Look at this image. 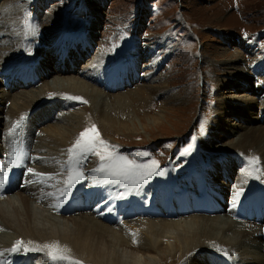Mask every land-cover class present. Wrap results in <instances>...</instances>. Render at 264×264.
I'll return each instance as SVG.
<instances>
[{"label": "bare ground", "instance_id": "6f19581e", "mask_svg": "<svg viewBox=\"0 0 264 264\" xmlns=\"http://www.w3.org/2000/svg\"><path fill=\"white\" fill-rule=\"evenodd\" d=\"M82 2L84 3V0ZM0 6V59H4V63L0 64V113H8L0 115V128L7 118L11 120L8 128L11 130V126L20 120L21 116L26 117L18 131L0 137V157L2 158L3 153L8 154L5 158L6 162H0L3 166L0 175L5 176L3 187L0 188V196L5 198L0 200V264H52L47 256L48 251L52 249L45 247L46 245H58L61 254L87 264H139L135 252H140L146 257L148 254H156L161 264H264L262 258L264 257L262 256L264 255V97L258 105L256 104L258 99L250 95L241 96L248 98L241 104H238L240 103L238 97L226 96L219 99L220 112L214 123L213 135L202 143L210 150L225 152V159L222 156L221 158L215 156L206 173L210 175L208 179L199 169L193 171L190 169V174L184 179L188 187L180 183L176 186L172 185L167 188V197H162L166 186L160 188L158 199H155L150 206L153 216L156 217L167 215L169 209L184 211V208L176 210L174 207L193 201L196 206L190 212L201 214L182 217L181 221L168 218L141 220V216L146 212L140 207L139 202L145 197L150 198V192L146 191L141 197V194H136L135 189V194L130 200L121 204L122 208L113 206L115 211L112 216L117 212L124 214V218L129 220V227L135 226L132 229L141 225L165 223L168 224L166 227L171 226L169 228L175 229L178 233V236L173 238V243H168L165 247L157 244L158 239L155 241L154 237L148 234L143 239L145 243L135 245L134 236H125L128 234H123V230L112 227L115 224H110L111 218L105 216L103 212H96L99 209L101 196L105 195L110 199L113 195L110 194L112 186L108 187L110 189L108 190L97 178L92 182L93 190L89 195L77 193L81 185L79 182L70 189V194H63L69 177L68 149L73 146L80 134H77V130H83L85 126L82 124L83 119L85 122L91 121L101 114L103 99L107 96L110 98L115 96L105 91V88L113 89L110 86L113 76H120V80L114 83L116 89H123L130 83L135 84L128 77L130 68L126 64L121 65L119 69L106 67L107 61L101 59L104 56L102 49L95 47L97 37L93 28L95 25L92 24L91 30L81 35H74L69 40L59 28L54 27L59 15L51 11L45 17L51 40L50 45L47 44L42 51L46 57L40 62L31 63L32 69L24 73L23 69H20L22 65L20 56L22 52H26L25 42L28 45L26 53L32 54L29 41L34 38V27L28 26L25 35L24 29L19 25L20 21H23L22 12L30 10L33 13L32 19L40 20L45 7L43 2L34 0L32 2L0 0ZM84 12L88 14L87 10ZM38 34L40 36L41 33ZM63 47L67 52H61ZM95 49L98 50L91 59V53L94 52L92 50ZM68 52L75 54L72 57ZM87 57L90 61L81 65V60L85 61ZM50 60L52 64H47ZM231 61L225 64L224 71L219 75L227 78L238 75L246 78L245 70L241 71L234 60ZM158 62L147 64L152 70L147 71L149 73L146 72L142 77L134 78L137 82L142 79L148 81L141 87H134L137 98L143 99L146 95L149 97L164 95L166 105L183 103L184 100L179 96H175V100L172 101L171 94L168 96L169 88L165 85L154 84L155 81L162 79L156 75L154 68L156 65L157 70ZM216 64L218 63L215 62L213 66ZM52 65H56L57 68H53ZM255 69L262 71V64ZM72 70L79 76L77 74L74 77L64 76L69 74L66 72ZM54 73H57L56 76H53ZM262 75L264 76V72ZM20 76L24 77L21 86L17 82ZM97 76H103L105 80H99ZM227 78L221 79L220 89L225 90L226 93L236 92L233 89L241 87L240 84L234 85L233 81H228ZM246 80L244 82L248 84ZM261 81L264 84V77ZM251 85L249 83L241 88L249 92L253 88ZM29 87H35L36 90L32 88L34 90L29 91L27 90ZM15 88L26 89L13 94L12 104L7 107L8 96L12 95ZM253 90L255 94L256 91ZM50 93L53 94L51 96L65 93V95L81 97L87 102L76 100L75 103L88 105L89 110L88 107L78 109L80 112H85L86 116L81 118L77 111L62 112L61 110L65 109L68 103L60 99L49 103L48 99L44 100V98ZM57 108L61 111L59 114H56ZM30 119H34L37 123L36 130L30 125ZM232 120L233 122H230ZM47 123L50 124L42 128ZM100 124L103 131L109 126V123ZM226 135L236 137L226 143L224 141ZM33 147L36 152L46 150L50 154L38 156L30 162L25 153ZM243 156L249 159L252 168L243 169L241 163ZM202 160L207 161L206 157H202ZM85 162L90 165L96 161L87 156L82 161V167L80 165L77 167L81 170ZM28 168H32L33 173H29ZM252 175L257 181L252 180ZM85 176L83 174L80 178ZM157 180L161 183L167 182L164 176ZM179 190L183 192L180 196L168 198L173 191L176 193ZM138 191L143 190L139 188ZM238 191L241 192L239 196L236 195ZM92 197L97 199V204L91 203ZM37 203L43 208L38 207ZM80 208H84L86 212L80 213ZM47 210L54 212L49 213ZM190 212L187 211L186 214ZM170 216L179 217L175 214ZM17 242H22L19 244L20 251L13 253L11 249L17 245ZM25 248L39 250L25 254ZM238 253L242 259L237 258ZM254 255H256L254 259L245 261V258ZM35 258H39V261H34ZM57 264H66V261ZM142 264L153 263L144 260Z\"/></svg>", "mask_w": 264, "mask_h": 264}, {"label": "rangeland", "instance_id": "374dc122", "mask_svg": "<svg viewBox=\"0 0 264 264\" xmlns=\"http://www.w3.org/2000/svg\"><path fill=\"white\" fill-rule=\"evenodd\" d=\"M30 1L32 2L33 0ZM34 1L43 2L45 10L43 11L44 14L41 13L40 20L36 21V19L34 22L31 19L30 10H28L29 12H22L21 18L23 21H20L19 25L21 29H24L25 35L27 34L28 26H38V33H41L39 36L38 33L33 32L34 36H36L35 41H30L32 55H25L24 66H20L24 73L32 69L31 63L40 62L46 57L42 51L47 44L50 45L51 40L48 36L45 17L51 11H54L59 15L54 27L59 28V31L67 35L69 40L74 35H81L91 30L90 26L92 24L95 25L93 26L97 36L95 47L102 49L104 56L101 59L105 62L107 61L105 64L108 66L106 67L119 69L124 63L128 64L130 62L131 65H129L132 67L134 74L144 76L147 71L150 72L152 70L148 66L149 63L154 64V61L158 62L160 60L157 64L159 65L157 70L156 65L154 68L156 75L162 77V79L157 80L158 82L155 81L154 84L159 83V85L163 84L168 87V96L171 94L172 101L175 100V96H179V98L184 100L181 104L166 105V100L163 98L164 95L154 97L146 95L143 99L137 98V92L133 90L134 87H141L147 84L148 81L142 79L139 83H130L123 89H116L114 83L120 80V76L116 75L113 76L112 84L110 85L113 89L105 88L106 92L115 96L111 98L107 96L103 99L104 104L101 114L92 118L91 121L85 122V119H83L84 123L82 124L85 125L83 130H77L78 134L86 128H91L92 125H95L101 138L110 145L117 146L119 154L127 156L129 159H135L137 163H150L152 159L158 162L157 171L159 174L152 176L151 179L139 187L143 190L142 192L138 191L139 188L126 183L123 185L122 183H104L107 189L112 186L110 194L113 195L109 199L102 194L103 196H101L98 206L99 209L96 212H103L105 216L111 218L110 224H115V226H111L116 230H123V234H128L125 236H134L136 241L133 243L135 245L145 243L146 241L143 239L146 234L153 236L155 241L158 239L156 242L161 247H165L168 243H173V238H176L178 233L175 229L169 228L171 226L166 227L168 224L141 225L132 229L135 226L129 227V220L124 218V214L121 215L120 212L113 214L115 217L113 220L112 213L115 211L113 206L122 208L121 204L129 201L135 192L143 197L145 192L149 191L150 198L145 197L139 202L140 207L146 212L145 215L141 216V220L153 221L157 218H168L181 221L183 220L182 217L201 214L200 212H190L193 210V201L174 207L176 210L184 208L190 212L187 214L185 210L178 212L169 209L167 215L155 217L150 210V206L155 199H158V190L160 188L166 186L162 197H167V188L172 185L176 186L180 183L188 187L184 179L190 174V169L192 171L199 169L200 172L205 173V177L208 179L210 175L206 173L208 172L209 164L214 161L215 156L224 158L226 155L221 150L213 151L208 146L205 148V144L202 143L203 140L213 135L214 123L218 119V112H220L219 99L226 96L238 97L240 102L238 104H241L248 100L245 96L248 97L250 95L258 99L257 105L263 99V91H261L259 97L255 94L264 85L263 81H261L264 77L262 75L264 72V0H84V3L82 0ZM29 4L28 7L30 6ZM28 7L27 9H30ZM86 10L88 14L84 12ZM47 21L49 20L47 19ZM24 46L27 52L28 45L26 42ZM98 49L92 50L94 52L91 53V59ZM61 52H67L66 48L63 47ZM74 54L70 55L73 57ZM90 58L87 57L85 61L81 60V65L90 61ZM3 60L0 59V64L4 63ZM231 60H234L241 71L245 70L247 73L246 78L235 75L228 77V79L219 75L224 71L225 64L232 62ZM215 62L219 65L213 66ZM47 64H52V61H48ZM261 64L262 71L255 69ZM56 65H52L53 68H57ZM145 66H148V68H145ZM69 68L72 69V67ZM73 71L66 72L69 74L64 76L74 77L77 73ZM56 74L54 73L53 76H56ZM20 77L17 79L18 85L24 79V77ZM96 78L105 80L103 76H97ZM223 78L233 81L234 85L240 84L242 88H244V85L251 83L253 88L247 92L241 87H237L233 89L236 92L226 93L225 90H221L219 87V83H221ZM245 80L248 84H245ZM234 81L238 82L235 83ZM35 87H29L27 90L30 91L32 88L36 90L37 87ZM23 89L26 88H15L12 95L8 96L7 107L12 104L11 98L13 94ZM253 89L256 91L255 94ZM126 90L129 92L126 93ZM119 93L121 94L117 95ZM51 94L46 95L44 100L48 99L47 101L50 103L60 99L68 103L66 108L61 110L62 112L72 113L77 111L76 113H80L81 118L86 116V113L80 112V110L83 107L87 108L88 105L76 104L75 102L77 101L67 99L69 95H65V93L58 96H51ZM243 95L245 96L242 98L241 96ZM87 109L89 110V107ZM61 111L57 108L56 114ZM7 114V112L0 113V115ZM190 114H192L191 117ZM10 121L9 118L4 120V124L0 128V137H6L10 134L8 129ZM29 121H31L30 125L36 130L38 127L34 119ZM110 121L112 122L110 123ZM242 121L245 122L244 120ZM230 122H233V120ZM100 123L106 125L109 123V126L103 131ZM49 124H44L42 128H46L45 126ZM235 137L226 135L224 141L228 143ZM46 153H48L46 150H38L36 152L33 147L25 153V156L30 162H33L36 157ZM143 153H147V155H143ZM249 153L252 154V152ZM7 156L8 154L3 153L2 158L0 157V162L5 163ZM88 157L96 162L90 165L85 162L81 169L86 176L79 178L78 182L81 183L77 190L79 195H89L93 190L92 182L95 179L99 178L103 182L102 174L93 172V169L99 166V157L93 154H89ZM202 157H206L207 161L202 160ZM226 159L228 160V158ZM241 163L243 169L253 167L249 159L244 156L241 158ZM162 176L167 178V182L161 183L157 180ZM252 180L257 181L253 175ZM21 186L23 187V185ZM134 189L136 190L135 192ZM181 191L179 190L176 193L173 191V194L169 195L168 198L173 199L180 196L183 193ZM0 200H5L4 196H0ZM97 202L96 198H91L92 204H97ZM36 205L43 208L41 204L37 203ZM47 211L49 213L54 212V210ZM79 211L80 213L86 212L84 208H80ZM174 214L179 217L170 216ZM124 253H126L125 250ZM135 254L137 255L136 259H139V264H142L144 260L153 264L157 261L156 264H161L156 254H148L147 257L144 254L141 255L142 253L140 252H135ZM236 256H238V259H242L239 253ZM255 256L245 258V261L246 259H254ZM262 258L264 259V257ZM34 261H39V258H35ZM70 262L87 264L73 259L66 260V264H70Z\"/></svg>", "mask_w": 264, "mask_h": 264}, {"label": "snow or ice", "instance_id": "6c2138e0", "mask_svg": "<svg viewBox=\"0 0 264 264\" xmlns=\"http://www.w3.org/2000/svg\"><path fill=\"white\" fill-rule=\"evenodd\" d=\"M33 32H38V26L33 28ZM31 54V53H29ZM69 100H77L86 103L81 97L68 96ZM26 119L25 116H21L10 130V134L16 132L17 129L21 128V122ZM69 152V177L67 181V187L63 189V194H70V189L74 187L75 183L79 181V178L83 175V172L77 166L82 167V161L87 158L89 154H93L99 157V166L93 169L94 173L102 174L103 183H127L133 187L139 188L152 176L159 174L158 162L154 159L150 163L141 162L137 163L135 159H129L127 156L119 154L117 146L110 145L107 141L103 140L100 136L99 131L95 125L91 128H86L80 133L73 146L68 149ZM147 155V153H143ZM3 166L0 165V172H2ZM29 173H33L32 168H28ZM44 175V174H40ZM5 182V176L0 175V188L3 187ZM241 194L240 191L236 193L237 196ZM58 207V205H57ZM17 242L11 251L16 253L20 251L19 244ZM52 250L48 251L47 256L52 261V264L57 262L66 261L69 258L60 253L59 246H48ZM39 249L25 248V254L30 251H37ZM227 254V253H225ZM70 264H79V262H70Z\"/></svg>", "mask_w": 264, "mask_h": 264}]
</instances>
